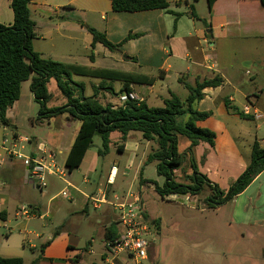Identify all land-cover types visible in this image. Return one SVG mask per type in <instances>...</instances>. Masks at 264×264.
I'll return each instance as SVG.
<instances>
[{
	"label": "rangeland",
	"instance_id": "374dc122",
	"mask_svg": "<svg viewBox=\"0 0 264 264\" xmlns=\"http://www.w3.org/2000/svg\"><path fill=\"white\" fill-rule=\"evenodd\" d=\"M169 3L170 10L173 13L163 11L161 17L160 13H153L150 22V27L154 29L153 33L148 35L143 30L145 28H138L134 32H129L132 35L137 34L136 37L129 40L135 41L129 44H127L129 42L127 41L119 50L114 51L113 59L108 57V53H105L111 51L100 45L95 52L97 57L95 66L155 77L157 78V90L167 93L169 87L182 100H185L189 91L178 82V73L181 72V76H185L183 81L193 84L191 78L195 75V66L189 58L177 59L170 57V44L167 43L166 34L164 33L167 30L169 36H176L175 45L177 47H181L183 40L188 37H191L192 41L198 42L199 36L196 31L206 30L207 22L211 21L210 9L207 0H169ZM141 25L146 26L144 23H141ZM208 31L209 29L206 30V33L211 41L210 44L216 42V46L211 47L203 38H200L206 53L211 55L220 54L222 58L220 69L226 68L230 74L234 75L235 71L239 70L240 65H243L241 55L238 56V54L236 55L230 50L222 48L223 43L221 41L224 42V40L210 35ZM212 37L214 38L212 39ZM39 45L47 47L48 43L40 41L37 42L36 46L39 48ZM43 50L45 51V48ZM76 51L78 56L76 62L79 65L90 66V55L94 51L91 48H86L84 43L77 46ZM148 51H152V59L148 57ZM128 55L133 56L132 58L137 61H130L126 58ZM161 66L170 72L168 78L164 81L159 78L164 76V73L160 70L161 68H159ZM247 70L254 71L252 63H247L239 72V75L243 76L245 81L250 78L246 75ZM187 76H191V78L189 79ZM72 78L76 82H86L90 79L88 84L93 80V78L77 75H72ZM96 84L100 85L98 80ZM114 85H116L114 87L119 92L118 84L115 83ZM104 86H108V84H104ZM140 87L138 86V90H140ZM98 88L99 97L103 103L113 104L112 100L115 103L119 102L118 96L111 93L106 95L105 90L100 86ZM48 90L52 94V100L47 104L48 107L62 106L63 98L55 80L50 81ZM147 104L150 107L164 106L163 102L150 99L147 100ZM214 107L216 111L217 106ZM205 108L206 106L202 107V109ZM41 109V103L35 99V95L31 90V80L24 82L21 99L17 103V107L10 111L12 125L2 126L1 131L3 127L7 128L5 133L9 139L8 145L11 143L14 132L31 140L30 145L26 144L25 154L28 155L34 152L40 154L39 147L44 144L47 151H55L58 154L56 160L63 168L65 150L74 142L81 123L69 114L41 117ZM119 135H121L119 132L113 133L109 151L100 155L99 151L103 150L104 147L101 136L97 134L94 137L92 147L87 153L84 165L81 169H76L74 176L67 177V180L80 185L86 193L89 192L88 185L83 183L86 175L90 176L92 181L95 180L97 183L105 185L110 165L115 161L124 164L131 154L130 151L122 153L118 150V146L121 144L119 143L117 146L116 143L119 141ZM131 137L141 142V157L144 151L147 157L153 148L157 147L155 142L146 141L139 132H132ZM249 139L248 136L242 135L233 140V146L236 148L237 154H228L221 147L215 149L209 147V145H199L195 149V158L200 173L204 174L213 184L218 185L222 191H227L250 163L251 147L248 146ZM119 142H122L121 139ZM189 145V140L180 138L179 147L182 153ZM94 159H96V171L89 173V167ZM3 165L6 166L5 163ZM156 165L157 162L148 163L144 170V177L162 186L165 178L158 175ZM134 175L135 170L126 180L129 185L134 179ZM191 175L190 160L186 157L182 169L176 172L177 180L189 184L191 183ZM138 180L136 187H134L138 188L136 193L140 195L147 218L153 226L149 264H264V172L242 194L232 200L225 201L221 205H211V198L212 200H217V198H215V192L206 183L203 184V190L197 195L191 193L186 195L171 194L162 197L151 187H145L144 191L141 192V186L145 183H142L139 176ZM66 188L69 189L70 196L73 197L75 192L70 190L65 182L57 179L56 189L52 193H49L47 189L48 193L41 192L35 189L32 184H24L22 187L24 192L22 193L25 202L40 203L45 207L52 202L54 210L61 205L70 211H77L81 221L85 222L84 229L79 232V249H84L88 241L94 239L95 252L100 254L103 247L101 236L103 225L97 223L100 212L90 207V218L87 219V215L81 210L80 202L73 203L71 197L62 196L61 192ZM143 196L145 197L143 198ZM52 197L55 199L50 201ZM146 202L147 207L145 206ZM60 214L62 215L63 211ZM58 217L60 216H56V218ZM22 220L20 223L26 222ZM58 224L57 219L54 220V218H47L46 220L39 219V217L34 218L25 232L21 233V236L25 235L27 241L37 245L35 251L30 248V245H26L27 252L31 254L41 252L42 243L48 237H53L57 227H59ZM12 225H15V223ZM14 232L20 233L16 229ZM6 233H9V231L0 228L1 238L6 237ZM35 234H41L42 238H35Z\"/></svg>",
	"mask_w": 264,
	"mask_h": 264
},
{
	"label": "crops",
	"instance_id": "0c3cea01",
	"mask_svg": "<svg viewBox=\"0 0 264 264\" xmlns=\"http://www.w3.org/2000/svg\"><path fill=\"white\" fill-rule=\"evenodd\" d=\"M11 1L12 0H0V23L5 25H10L14 21ZM29 7L32 19L36 23L37 38L34 40L35 51L40 53L44 58L49 57L56 61L77 65H79L76 62L78 58L76 51L77 46L80 44L83 45L84 43L86 48L92 49L93 35L89 32L88 28H94L99 32L105 33L112 43L119 44L123 42L129 32H134L138 30V28H145L143 30H145L148 35L153 33L154 29L150 27L151 15H153V13H160L161 17L163 12V10H153L136 13H118L113 11L110 0H33ZM210 18L211 21L207 22L206 30H211L210 35L224 40V42L221 41V43H223L222 48L228 49L234 54H238V56L241 55L243 65H240L239 70H236L234 75L230 74L226 68L220 69L222 64L221 55L218 53L213 55L207 54L204 46L201 44L200 38H203L208 44L211 42L207 37L206 30L196 31L199 36L198 42H194L191 40V37H188L183 40L181 47L175 45V41H177L176 36H169L168 31L165 30L166 32L164 34H166L167 43L170 44V57L177 59L189 58L195 66V75L192 76V78L191 76H187L189 79H192L191 81L193 84L183 81L185 76H181V72L178 73V82L186 88L185 84L195 85L198 79L203 81L204 79L213 78L215 76L222 78L221 86L204 90L205 97L197 105L198 110L201 112H212L210 118L198 122L197 125L201 128L211 129L216 133L215 149L216 147L217 149L221 147L228 154H237L238 152L233 146V140L242 135L250 138L248 146L251 147V150L255 141H258L260 145L264 147V76H262L264 75V2L262 0H217L210 12ZM141 23H144L146 26L144 25L145 27H143ZM213 38L214 37H212V39ZM40 41L48 43L49 46L39 45L38 48L36 44ZM132 41L135 40H131L127 44ZM100 45L102 44L97 43L95 48L92 49L94 51V61L90 59L91 65L88 66L90 68H101L95 66V64H97L95 52ZM210 45L214 47L216 46V42ZM44 48L45 51L43 50ZM108 51L110 50L108 49ZM111 52L113 53L114 51ZM111 52L105 53H108V57L113 59L112 57H114L113 55L115 54ZM151 53L152 51H148V57L150 59L153 57ZM131 57L133 56L128 55L126 58L129 59ZM247 63L253 64L254 71H246V75L250 78L245 81L244 77L239 75V72ZM159 68H161L160 70L164 73V76H160L159 78L164 81L168 78L170 72L165 70L162 66ZM88 80L90 81V79ZM88 80L83 82L86 86L85 95L92 96L94 94L93 88L99 85L96 84L97 80L101 83V79L93 78L89 84ZM115 83L118 84L117 86H119L118 88L121 90L123 84L120 81L114 83L107 82L108 86L110 85L113 87L116 86L114 85ZM138 86H141L140 90H138ZM156 86L157 81L153 86L133 85L132 92L136 93L140 100H144L145 102L149 99L153 101L158 100L161 103L163 102L164 105V100L170 98L171 92H175L168 87L166 93L157 90ZM103 90H105L106 95L111 93L106 89ZM114 90L118 92L115 87ZM188 96L189 93L185 98ZM18 102L19 101L7 112L10 125H12L10 111H12L14 107H17ZM65 102L66 100L63 98L62 104H65ZM111 102L114 105L119 104V102L115 103L113 100ZM226 102H228L233 109H239L242 112H244L245 106L249 105L251 107L250 114H245L250 116L251 119H244L233 109H228ZM215 105L217 106V112L215 111ZM203 106H206V108L202 109ZM1 127L2 126H0V138L8 141V136L5 133L7 128L3 127L1 131ZM116 135L118 136V133ZM15 137L19 139L27 138L21 137L19 133L14 132L11 142ZM118 139L120 141L121 135H119ZM119 141L116 142L117 146L119 143H122ZM31 143V140H29V143H23L24 152L27 148L26 144L30 145ZM202 144L207 145L205 143ZM42 146H44V144L40 145V147ZM71 146L67 147L65 150V157L63 160L64 167L67 153ZM127 151H130L131 154L124 164L115 161L109 167L108 177L113 167L117 169L115 183L107 187L108 199L110 201H113L115 196H125L130 188H133L136 192V189H138L135 188L138 176L141 177V181H150V179L144 177V170L149 155L146 157L144 151L142 157L140 156L141 142L133 139L131 134L124 143V150L122 153ZM51 152L57 157L58 154H56L55 151ZM87 153L82 165L77 169H81L84 165ZM5 164L6 166L3 165L0 167V228H5L9 233H6V237H0L1 257H18L23 259L24 264L33 263L41 252L28 253L26 245H30L33 251L37 250V245L35 243L31 244V241H27L25 235L21 236V233L25 232L34 218L39 217V219L42 220H46L47 218L57 219L59 227H57L53 237H48V239L42 243L43 246L51 241L44 249L38 264L121 263L120 259H112L106 251L108 231L115 230L120 232L121 230V225L117 220V213L110 204H103L100 208H94L90 201V198L97 196L99 192L107 186L108 177L106 184L102 185L95 180L92 181L91 177L86 175L83 180V183L87 184L89 187V192L86 193L81 189L80 185H76L74 182L67 180V177H73L77 170L75 169L72 173H69L66 167H63L66 170L65 178H50L48 186L50 189L47 188L49 193H52L54 189H56V179L61 180L68 185L70 190L75 192V195L73 197L71 196L72 202H80L81 210L87 215V219L90 218V207L100 212L97 217V223L103 225L101 233L103 247L100 254H98L94 249V239L89 240L84 249H79L78 247L80 242L79 232L84 229L85 222L81 221V217L77 211H70L61 205L57 206L54 210L52 202L46 207L40 203L31 201L25 202L22 187L24 184H31V182L27 179L26 168L23 162L13 159L5 162ZM133 170H135L134 179H132L129 185L126 180ZM95 171L96 159L92 160L88 172L93 173ZM145 187L154 189L151 183L146 182L145 185L141 186V192L144 191ZM47 190L44 192H47ZM144 197L145 196H143V198ZM54 199L55 198L52 197L50 201ZM24 203L30 205L34 209V215L32 218L23 219L26 222L20 223L22 219L16 218V211L18 207ZM145 206L147 207V202ZM62 211L63 214L61 215L60 212ZM56 216L60 217L56 218ZM13 223H15V225H12ZM15 229L20 233L14 232ZM35 238L41 239L42 235L35 234Z\"/></svg>",
	"mask_w": 264,
	"mask_h": 264
},
{
	"label": "trees",
	"instance_id": "16d2710c",
	"mask_svg": "<svg viewBox=\"0 0 264 264\" xmlns=\"http://www.w3.org/2000/svg\"><path fill=\"white\" fill-rule=\"evenodd\" d=\"M33 0H12L11 7L14 12V21L10 25L0 23V126H9L10 120L7 112L20 100L22 85L31 80V90L35 99L42 105L41 117H54L61 114H69L80 121L78 133L67 153L65 167L69 173L82 165L86 153L94 143V137L98 134L103 141V150L99 154L109 151L111 135L114 132L121 133L122 143L118 150L123 152L124 143L132 132H139L146 141L157 144L149 154L146 164L157 162V173L165 178L160 186L155 181L149 182L162 196L168 195H197L203 190L206 183L215 192V198L211 205H221L225 201L232 200L242 194L264 172V147L258 141L252 145L251 160L247 169L235 180L227 191H222L218 185L213 184L201 174L195 158V149L205 143L211 148L216 145V133L208 128L197 125L212 116L211 111L201 112L197 105L204 97V90L216 88L222 85V78H213L196 81L195 85L185 84L189 96L182 100L171 92L170 98L164 100L162 107H150L144 100H130L124 105L103 103L99 97V86L94 87V94L86 96V86L83 82H76L72 75L101 79L100 87L110 91L114 96L133 91V85L153 86L157 78L140 73L126 72L105 68H90L88 66L64 63L49 58H44L34 49V40L37 38L36 23L32 19L30 4ZM114 12H145L170 10L169 0H110ZM210 12L217 0H207ZM264 2V0H262ZM194 15V12H193ZM210 27V26H209ZM93 35L92 49L97 43H101L110 51H117L120 47L136 37L137 34H129L123 42L112 43L105 33L94 28H88ZM94 61L93 54L90 55ZM136 62L135 58H129ZM55 80L57 87L66 100L62 106L48 107L52 100V94L48 90V84ZM120 81L123 84L119 92H115L113 86H104L107 82ZM228 109H233L226 102ZM244 119H251L239 109H233ZM185 138L190 145L185 152L180 151L179 140ZM185 155V157H184ZM188 157L192 169L191 183L185 184L177 180L176 172L182 169L184 159ZM154 223V222H153ZM158 223V222H157ZM117 231L109 230L107 240L116 237ZM51 241L41 247V254L32 264H38L44 249ZM0 264H24L22 258H4L0 256Z\"/></svg>",
	"mask_w": 264,
	"mask_h": 264
},
{
	"label": "built area",
	"instance_id": "2783aa9c",
	"mask_svg": "<svg viewBox=\"0 0 264 264\" xmlns=\"http://www.w3.org/2000/svg\"><path fill=\"white\" fill-rule=\"evenodd\" d=\"M130 100H140V98L134 92L123 93L119 98V105H124ZM250 110L251 107L247 105L243 111L250 114ZM23 143H29V140L15 137L8 145L7 140L0 138V167L9 160H21L26 168L28 181L41 192L48 188L50 178H65L66 171L60 167L53 152H48L42 146L39 148L40 154L28 155L24 152ZM116 174L117 169L113 167L107 180V186L97 196L90 198L94 208H100L103 204L112 205L117 213L118 223L121 225L119 234L106 241V251L112 259H120V264H147L153 226L147 218L140 195L133 188H130L123 197L115 196L113 201L108 199L107 187L115 183ZM61 194L63 197H71L67 188ZM33 215L34 209L26 203L21 204L16 211V218L20 220L28 219Z\"/></svg>",
	"mask_w": 264,
	"mask_h": 264
},
{
	"label": "water",
	"instance_id": "95a60500",
	"mask_svg": "<svg viewBox=\"0 0 264 264\" xmlns=\"http://www.w3.org/2000/svg\"><path fill=\"white\" fill-rule=\"evenodd\" d=\"M208 33L210 34V33H211V30H209ZM26 173H27V172H26Z\"/></svg>",
	"mask_w": 264,
	"mask_h": 264
}]
</instances>
